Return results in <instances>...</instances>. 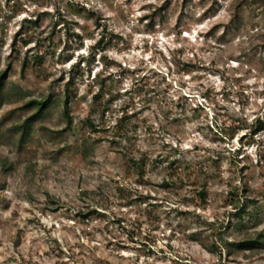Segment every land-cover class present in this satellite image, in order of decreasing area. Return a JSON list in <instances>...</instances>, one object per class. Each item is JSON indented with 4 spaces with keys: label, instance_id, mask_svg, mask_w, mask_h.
<instances>
[{
    "label": "rangeland",
    "instance_id": "1",
    "mask_svg": "<svg viewBox=\"0 0 264 264\" xmlns=\"http://www.w3.org/2000/svg\"><path fill=\"white\" fill-rule=\"evenodd\" d=\"M7 68L0 264H264V0H0Z\"/></svg>",
    "mask_w": 264,
    "mask_h": 264
},
{
    "label": "trees",
    "instance_id": "2",
    "mask_svg": "<svg viewBox=\"0 0 264 264\" xmlns=\"http://www.w3.org/2000/svg\"><path fill=\"white\" fill-rule=\"evenodd\" d=\"M29 23H37L36 21H33L31 19L26 20ZM98 23V22H97ZM79 63V62H78ZM79 65V64H78ZM26 66V64H23V70L24 67ZM7 73H8V68L5 69L3 72L0 73V93L3 90L4 87V83H5V79L7 78ZM69 84V83H67ZM102 98V93H96L94 95V99L98 100ZM35 104L37 107V111L29 116L20 126V141H24L25 137L29 134L33 124L35 121H37L39 119V117L42 116V113L44 112V110L46 109L47 105H48V100L44 99V100H30L28 102L27 105H32ZM64 108H65V113L67 114V116H69L68 114V110H69V97L66 96L64 99ZM91 127L94 129L96 126L94 124H91ZM254 133H258L262 130H264V121L261 120H257L255 127H254ZM135 165H137L138 169H140V172L142 171L141 169H143V166L145 165V161L143 160H137V159H133ZM200 196L203 200H206V191L202 190L199 192ZM248 206L249 204L247 202H244L243 205L240 207L239 212L236 213L237 216H239V218H241L247 211H248ZM216 246V245H215ZM217 247V246H216ZM210 251L214 250V247L209 248ZM257 249H264V233L260 232L257 233L254 237H246L243 238L239 241H234L231 243V245L228 246V250L229 253H232L233 251L236 250H257Z\"/></svg>",
    "mask_w": 264,
    "mask_h": 264
}]
</instances>
